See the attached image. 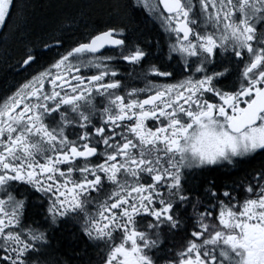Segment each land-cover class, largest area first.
<instances>
[{"label":"snow or ice","instance_id":"1","mask_svg":"<svg viewBox=\"0 0 264 264\" xmlns=\"http://www.w3.org/2000/svg\"><path fill=\"white\" fill-rule=\"evenodd\" d=\"M137 7L158 62L122 23L11 65L0 264H264V0L117 5L129 22ZM27 23L0 0V27Z\"/></svg>","mask_w":264,"mask_h":264},{"label":"trees","instance_id":"2","mask_svg":"<svg viewBox=\"0 0 264 264\" xmlns=\"http://www.w3.org/2000/svg\"><path fill=\"white\" fill-rule=\"evenodd\" d=\"M125 2L126 0H18V14L20 17H27L28 23L26 26L21 25V31H17L15 25L3 29L0 37V94L22 79L17 75L19 69L11 65L15 64L24 45L31 47L33 43L40 45L43 41L51 43V35L62 36L67 43H71L72 40L68 37L80 39L91 30L123 23L127 24L132 40L144 46L146 40L150 41L149 46L154 49L158 41L157 34L135 11L129 22L117 8L118 4ZM215 174L223 176L225 173ZM64 235L69 236L70 231H66ZM80 247L82 246L77 245L78 250ZM85 251L87 255L82 257L85 262L89 257L96 259L92 249Z\"/></svg>","mask_w":264,"mask_h":264},{"label":"flooded vegetation","instance_id":"3","mask_svg":"<svg viewBox=\"0 0 264 264\" xmlns=\"http://www.w3.org/2000/svg\"><path fill=\"white\" fill-rule=\"evenodd\" d=\"M133 3H135V0H133ZM135 12H137L140 15V17L142 19H144L145 22L149 25V28L157 34L158 41H161V43H163L164 42V34H163L162 30L159 28L158 22H154V19L152 17H150L148 12L146 10H143L141 7H137L135 9ZM3 29H4L3 27H0V37L2 35ZM85 36H87V34H85ZM1 39L2 38H0V41H1ZM141 46H144V45L141 44ZM151 50L153 52V56H152L153 61L158 62L157 56L159 55V50L156 49L155 47H154V49L151 47ZM165 51H166V49H165ZM128 83L130 86H136V87H142L143 86L142 83L139 81H131L130 80V81H128ZM220 172H222V171H218V173H220ZM193 179H195V177ZM37 195H39V194H37ZM68 227L71 229V226H68ZM71 230H74V229H71Z\"/></svg>","mask_w":264,"mask_h":264}]
</instances>
